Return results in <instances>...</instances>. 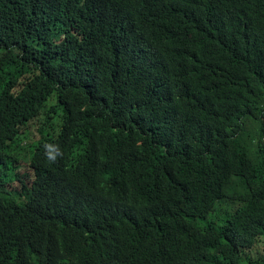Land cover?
Returning <instances> with one entry per match:
<instances>
[{
	"label": "trees",
	"instance_id": "obj_1",
	"mask_svg": "<svg viewBox=\"0 0 264 264\" xmlns=\"http://www.w3.org/2000/svg\"><path fill=\"white\" fill-rule=\"evenodd\" d=\"M263 243L264 0H0V264Z\"/></svg>",
	"mask_w": 264,
	"mask_h": 264
},
{
	"label": "rangeland",
	"instance_id": "obj_2",
	"mask_svg": "<svg viewBox=\"0 0 264 264\" xmlns=\"http://www.w3.org/2000/svg\"><path fill=\"white\" fill-rule=\"evenodd\" d=\"M251 126H249L247 128V130L244 132V135H243V138H244V144L247 148L249 149H256V144H255V139L257 138V130H258V127L257 126H253L252 123H250ZM30 135L32 136L33 134L32 133H29V132H25L24 135ZM27 172V166H24L22 165V167L20 168V173L21 175H25ZM30 171L28 170V173ZM11 182L13 183V187H16L18 184H19V181H14V177L13 175H11ZM221 209L220 211H224V210H234L235 208H237V204L235 203H224V204H221ZM213 216V215H212ZM260 252L259 253H253L252 256L253 257H260V256H263L264 255V243L263 245L259 248Z\"/></svg>",
	"mask_w": 264,
	"mask_h": 264
}]
</instances>
